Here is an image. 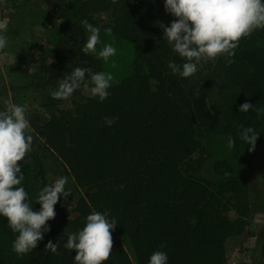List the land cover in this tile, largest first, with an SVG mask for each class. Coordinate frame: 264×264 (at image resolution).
I'll list each match as a JSON object with an SVG mask.
<instances>
[{
	"label": "trees",
	"instance_id": "1",
	"mask_svg": "<svg viewBox=\"0 0 264 264\" xmlns=\"http://www.w3.org/2000/svg\"><path fill=\"white\" fill-rule=\"evenodd\" d=\"M160 5L161 0H76V18L68 4L57 0L60 20L52 26L49 59L36 61L38 75L26 88L51 93L77 67L90 69L85 83L91 73L102 72L100 59L82 52L88 38L80 23L84 19L135 42L134 66L112 82L103 102L89 95L60 107L61 100L49 96L51 109L37 116L35 130L86 193L75 206L55 210L47 222L50 231L22 258L12 250L17 234L0 216V264H74L76 253L64 244L93 212L117 223L104 264H134L123 236L138 264H148L155 251L167 254V264H229L239 236L254 240L246 246L252 258L247 264H264V219L258 230L250 228L259 206L249 184L253 176L248 178L250 171L235 159L215 156L198 135L204 127L231 136L241 160L251 146L241 140V126L252 127L259 133L258 147L248 164L253 166L264 152V112L256 111L264 109V29L240 40L232 64L221 56L200 62L193 76L181 78L168 67L185 61L163 39ZM99 13H109L111 21L104 23ZM169 16L172 22L175 17ZM245 102L254 108L239 112ZM105 117L118 119L107 126ZM20 165V186L33 211H39L36 185H47L41 150L32 144ZM258 176L257 169L256 185ZM49 240L58 242L57 254L44 252Z\"/></svg>",
	"mask_w": 264,
	"mask_h": 264
},
{
	"label": "clouds",
	"instance_id": "2",
	"mask_svg": "<svg viewBox=\"0 0 264 264\" xmlns=\"http://www.w3.org/2000/svg\"><path fill=\"white\" fill-rule=\"evenodd\" d=\"M164 9L175 19L170 26H159L163 29V39L171 45L174 53L185 62L180 65L170 62L168 67L174 75L189 78L197 71L201 61L216 60L225 57L228 65L234 61V50L242 38L249 37L257 29H264V0H165ZM90 33L82 48L85 54H95L97 45L101 44L100 29L90 24L87 19L80 22ZM6 22H0V50L7 46ZM110 33L111 29H105ZM116 54V48L104 44L98 58L108 62ZM90 69L75 68L68 76L60 80L58 88L50 93L56 100H67L85 83L86 73ZM113 76L110 73L96 72L90 75V93L92 97L103 102L110 95ZM254 105L245 102L240 105L239 112H248ZM257 114L264 109H256ZM26 108L10 104L0 111V216L7 220L8 227L16 238L12 250L18 257L30 253L43 239V234L50 231L47 222L55 218L54 206L60 197H67L70 190H65L67 177H59L44 186L37 194L36 203L39 211H33L28 202V193L20 186L24 180L20 162L31 151L32 136L27 134L30 127L26 119ZM117 117H105L107 126L115 123ZM240 138L254 151L258 139L252 127L241 126ZM228 148L235 147V140L228 137ZM116 221L109 220L106 214L93 212L86 217L82 230L70 233L64 248L75 251L74 264H104L113 249L112 230ZM58 242H47L44 252L57 254ZM167 254L155 251L148 264H167Z\"/></svg>",
	"mask_w": 264,
	"mask_h": 264
},
{
	"label": "rangeland",
	"instance_id": "3",
	"mask_svg": "<svg viewBox=\"0 0 264 264\" xmlns=\"http://www.w3.org/2000/svg\"><path fill=\"white\" fill-rule=\"evenodd\" d=\"M63 5L68 4L72 15L78 18L74 12L76 0H61ZM57 0H0V22H6L7 31L4 33L7 37V46L0 50V111H3L10 104H16L26 108V119L29 121L28 135H31L32 144L41 150L46 168L47 185L53 183L59 177H67L68 182L65 190H70L71 194L65 199L60 197L55 210H61L66 207H73L76 204V198L86 193V189L77 184L74 177L69 172L67 165L63 163L57 153L51 151L44 142V139L37 133L34 122H38L37 116L43 118L49 111L50 93H42L26 88L25 85L37 76L35 68L36 61H46L49 59L53 46L54 36L52 26L60 20L56 9ZM165 0H161L160 10L161 19L164 26H170L171 20L169 13L164 9ZM98 17L104 22L109 23L111 16L109 13H99ZM100 29L101 44L97 45V52L94 54L98 58V53L104 44H111L116 48V54L109 58L108 62L100 59L102 72L110 73L115 82L130 74L134 66L135 42L123 39L113 33H106V28ZM90 33H88V36ZM205 62V61H201ZM88 88L83 87L80 94L71 96L67 100H61L60 107H69L72 101L81 100L90 93V79L87 81ZM198 135L209 147L210 151L217 157H230L241 166L246 167L253 176L256 177V171H259L260 184H251L252 190L256 194L259 204L256 214L251 219V230H258L264 219V152L259 154L256 163L252 166L248 164L251 158H256L258 140L254 151H249L247 147L242 152V159L235 157V148H228V136L216 135L204 127L199 128ZM31 167L32 165L29 164ZM40 184V183H39ZM36 185L40 191L43 187ZM262 199V200H261ZM123 243L129 252L134 264H138L134 248L127 236L122 237ZM253 239L247 240L244 236L237 238V250L231 257L229 264H247L252 263V258L246 250V246H253Z\"/></svg>",
	"mask_w": 264,
	"mask_h": 264
}]
</instances>
